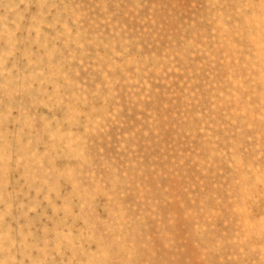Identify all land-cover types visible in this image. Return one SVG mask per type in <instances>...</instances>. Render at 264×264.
Instances as JSON below:
<instances>
[{"label":"rangeland","instance_id":"obj_1","mask_svg":"<svg viewBox=\"0 0 264 264\" xmlns=\"http://www.w3.org/2000/svg\"><path fill=\"white\" fill-rule=\"evenodd\" d=\"M0 264H264V0H0Z\"/></svg>","mask_w":264,"mask_h":264},{"label":"bare ground","instance_id":"obj_2","mask_svg":"<svg viewBox=\"0 0 264 264\" xmlns=\"http://www.w3.org/2000/svg\"><path fill=\"white\" fill-rule=\"evenodd\" d=\"M255 16H256V15H255ZM255 16H254V17H255ZM256 18H257V17H256ZM251 19H252V18H251ZM250 21H251V20H250ZM223 26H224V25H223ZM225 34H226V33H225ZM227 35H228V34H227ZM227 35H226V36H227ZM231 41H232V40H231ZM228 44H229V43H228ZM231 48H232V47H231ZM180 206H182V207L184 208V209H183V211H184V210H185V207H184L185 205L183 206L182 204H180ZM240 207H242V206H240ZM178 210H179V209H178ZM189 212H190V211H189ZM250 226H251V225H250ZM255 227L257 228V226H255ZM256 228H255V229H256Z\"/></svg>","mask_w":264,"mask_h":264}]
</instances>
